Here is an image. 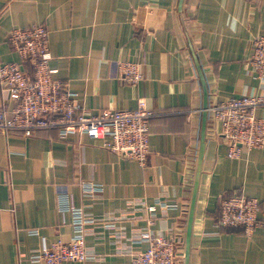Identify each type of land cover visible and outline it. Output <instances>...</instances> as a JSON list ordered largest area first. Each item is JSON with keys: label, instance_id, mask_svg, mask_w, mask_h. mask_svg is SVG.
<instances>
[{"label": "crops", "instance_id": "obj_1", "mask_svg": "<svg viewBox=\"0 0 264 264\" xmlns=\"http://www.w3.org/2000/svg\"><path fill=\"white\" fill-rule=\"evenodd\" d=\"M33 25L48 32L54 78L88 115L143 103L154 116L143 166L79 133L0 132V264L70 241L74 211L88 259L65 264H131L158 237L175 242L179 264H264V146L228 158L202 112L264 96L247 70L264 0H0V65L21 64L6 37ZM125 61L140 64L136 87L117 79ZM12 108L0 90V112ZM255 114L264 120V107ZM233 195L260 202L263 225L249 236L217 226Z\"/></svg>", "mask_w": 264, "mask_h": 264}, {"label": "built area", "instance_id": "obj_2", "mask_svg": "<svg viewBox=\"0 0 264 264\" xmlns=\"http://www.w3.org/2000/svg\"><path fill=\"white\" fill-rule=\"evenodd\" d=\"M6 42L17 53L21 64L0 65V90L13 102L9 112H0V132H18L25 138L38 132L56 129L60 137L79 133L101 141L103 147L123 158L144 165L148 155L150 120L154 113L139 103L134 110H104L99 115H88L72 99L62 81L54 78L50 68L51 53L48 32L43 26L12 29ZM251 55L247 70L257 81H264V35L250 44ZM28 64L31 73L24 71ZM118 81L136 87L143 80L139 63L120 62ZM264 107V96L246 95L231 98L206 107L212 122L219 126L220 137L228 147L227 157L238 159L243 151L264 146V120L256 110ZM91 189H87L90 192ZM260 202L255 198L233 195L219 203L217 226L236 228L249 236L260 225L257 215ZM74 235L68 242L57 241L40 248L27 259L28 264H65L88 259L80 212L74 211ZM175 242L158 237L150 247L133 255L131 264H179Z\"/></svg>", "mask_w": 264, "mask_h": 264}, {"label": "water", "instance_id": "obj_3", "mask_svg": "<svg viewBox=\"0 0 264 264\" xmlns=\"http://www.w3.org/2000/svg\"><path fill=\"white\" fill-rule=\"evenodd\" d=\"M206 108V107H205Z\"/></svg>", "mask_w": 264, "mask_h": 264}]
</instances>
